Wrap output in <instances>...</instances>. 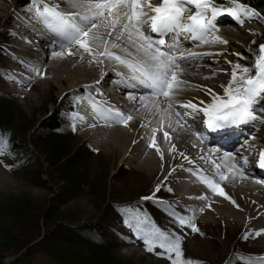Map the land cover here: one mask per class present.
<instances>
[{
    "label": "bare ground",
    "instance_id": "6f19581e",
    "mask_svg": "<svg viewBox=\"0 0 264 264\" xmlns=\"http://www.w3.org/2000/svg\"><path fill=\"white\" fill-rule=\"evenodd\" d=\"M55 2L67 12L77 11V9L69 7L66 0H55ZM152 2L158 3L159 0H152ZM21 4V0H0V27L11 26L7 28L6 37H15V43L9 46L13 58L8 60L13 66L9 71L19 75V79L18 77L16 79L17 82L19 81L21 89L17 94L21 95L26 102H32L34 99L32 98V90H26L31 84L34 88H52L57 91L55 95L59 98L70 92H77V95L84 97V99L80 100L81 104L79 103L76 113L85 119L83 122L77 123L75 130L84 142H88L98 150H106L113 156L119 154L117 165L125 163L134 170L152 176L162 174L164 180L161 181L160 186L162 187V183H171L169 184L171 191L167 190V193L173 200L174 209L176 212L182 210L187 216L194 215L193 222L196 227L204 223V225L211 224L219 227L225 225L228 231L236 229L243 233L251 229V232L248 231V237L256 240L259 245L253 249L264 252V183H256L255 178L257 177L252 176L250 172L247 179H241L236 170L229 172L228 169L232 161L224 158L225 152H231L236 158L234 162L239 163L242 157L247 158L251 152L257 155L263 150H260V147L261 144H264V111H261L264 109V96L258 98L259 102L255 106L256 114L262 119L255 123L246 124L249 133L245 139L247 141L246 146H243L245 150L235 151L233 147L236 138L230 136L226 145L215 142L213 145H208L209 152L205 153L203 147L205 144H202L193 135V131L197 128L194 124H200L204 120L202 112L197 111L196 114L184 118L177 116L175 111L167 114L157 113L154 108H151V98L148 107L141 106L140 94L145 91L143 89L140 91L125 89L126 97L122 100L116 98L112 93L110 96L102 93L99 85L106 82L107 77H111L115 79V82L110 89L117 92L118 95L122 96L123 94L121 93L122 88L118 84L117 73L125 76L128 73L116 62L97 57L98 60H104V62L90 63L91 58L86 53L81 59L83 49L79 45H75L70 49H65L61 56L53 57L51 55L48 59L45 58L43 63L47 62V66H43V56L39 52L38 46L36 44L31 45L30 40L23 36L27 34L40 42L44 39L40 29L45 30L41 24L32 19L28 8ZM189 8L191 11L186 15L195 11L193 6L190 5ZM256 18L258 22L261 21L260 18ZM253 21H255V17L250 20L245 18L243 24H231L232 21H228L222 16L219 17L215 35L227 41L226 44L218 41L213 42L211 37H208L209 42L206 44L186 38L183 34L180 35V38H176L185 51L199 54L197 59L189 63L186 66V71L181 74V78L188 81V87L178 97L179 100L184 103L190 101L198 107H202L201 101L207 103L211 100L206 89L223 95L222 86L228 84V76L234 62V59L228 55L237 53L231 51L232 48L236 50V48L248 45L251 31H257L255 27L250 25ZM228 44L231 46L226 48ZM227 56L231 57V60H226ZM29 63L39 65V71L44 73L43 77L34 72L28 75L26 70L29 71ZM202 64L208 67L206 68ZM213 73L215 75H212ZM204 77L210 78L205 79ZM110 83L112 81L108 82V85ZM88 86L92 87L89 88ZM130 93L135 94V99L130 96ZM89 96L98 103L119 109L125 115H131L132 119L128 121L127 125H123L96 118L90 101L87 99ZM156 99H162V97ZM74 103L77 105L76 99ZM160 107L164 109L168 106L161 104ZM176 109L181 113L184 111L180 105H177ZM189 111L191 110L189 109ZM169 119H171V127H169ZM153 128L156 129L155 144L149 148V137L152 135ZM241 131L242 127L239 126L234 128L233 132L241 133ZM164 132H168V138H165ZM217 146L223 150L221 154L211 151ZM157 147L160 149L159 153L156 150ZM170 148L173 150L169 151ZM214 160L219 163V169L213 166ZM209 171L214 172L212 178L229 199L214 193L206 184L200 182L196 175H193L194 172H198L207 176ZM217 171L224 173L225 178L223 180L215 175ZM244 171L248 172L247 170ZM261 176L259 178L264 180V174ZM149 193H153V191ZM161 193V196H166L163 198L165 199L163 204L169 203L168 196L163 192ZM199 197H207V199H200ZM257 232L260 234L257 235ZM230 235V233L226 235L227 241L231 240ZM227 241L226 243H228Z\"/></svg>",
    "mask_w": 264,
    "mask_h": 264
},
{
    "label": "snow or ice",
    "instance_id": "6c2138e0",
    "mask_svg": "<svg viewBox=\"0 0 264 264\" xmlns=\"http://www.w3.org/2000/svg\"><path fill=\"white\" fill-rule=\"evenodd\" d=\"M66 2L69 7L77 11L67 12L61 9L55 0H30L28 7L32 19L44 28L42 36L46 46L50 47L53 57L61 56L65 49L79 45L83 49L81 59L86 53L91 58L90 63L104 62L97 57L114 61L128 73L126 76L117 73L119 83L125 87L145 90L140 94L141 106L148 107L151 98V108L160 114L175 111L177 116L184 118L196 114L197 111L202 112L203 125L207 130L238 128L242 124L255 123L262 119L256 114L255 106L259 102L258 98L264 96V38L257 49H249L252 53L250 64H241L239 61L233 63L231 79L227 85L222 86L223 95L206 89L211 100L207 103L201 101L202 107L190 101L184 103L178 99L188 87V81L182 79L181 74L199 54L185 51L177 39L169 42L164 38L169 34L175 37L183 34L186 38L198 40L202 44L209 42L208 37H211L213 42L226 44L227 41L215 35L219 17L227 15L237 23L243 24L245 18L250 20L260 15L243 0H226V2L159 0L158 3H153L152 0H66ZM190 5L195 11L186 15L191 11ZM152 33L157 36L154 38ZM241 59L244 58L241 57ZM39 68L40 66L35 63L28 65L29 71L43 77L44 73L40 72ZM130 96L135 99L134 93H130ZM158 97L162 99H156ZM75 99L79 101L84 97L77 96ZM87 99L98 119L123 125H127L132 119L131 115H125L119 109L98 103L90 96ZM161 104H167L168 107L161 109ZM177 105L184 109L183 113L176 109ZM69 118L73 131L76 129L77 121L83 122L85 119L78 113L70 114ZM169 127H171V119H169ZM155 133L156 129L153 128L152 135L149 137V148L155 144ZM168 135V132H164L165 138H168ZM193 135L201 143L205 142V131H193ZM193 146L195 147V144ZM9 147V133L0 130V155L7 152ZM156 150L160 152L158 147ZM172 150V148L169 149V151ZM224 158L232 161L229 172L236 170L241 179L249 178V172L244 171L249 163L246 157H242L240 162L236 163L234 154L225 152ZM258 167L264 170V151L259 154ZM216 168L219 169L220 165L217 164ZM193 175H196L198 180L206 184L214 193L229 199L212 177L198 172H194ZM215 175L221 180L225 178L221 171H217ZM255 182L264 183V180L255 178ZM160 187L157 185L151 195L143 196L141 199L163 204L164 202L157 199L155 195L160 191ZM168 190L171 191V189ZM199 198L207 199V197ZM120 210L125 216L126 226L130 227L137 238L143 241L146 251L152 252L159 248L161 251L158 254L170 260V264H202L198 260L184 257L182 237L179 234L156 226L148 220L146 214H142L131 206H122ZM169 215L173 217L178 227L187 226L193 232L198 231L193 222L194 215L182 216L175 211L169 212ZM93 238L95 239V236ZM237 256L244 260L245 264H264V257L245 258L239 254Z\"/></svg>",
    "mask_w": 264,
    "mask_h": 264
},
{
    "label": "rangeland",
    "instance_id": "374dc122",
    "mask_svg": "<svg viewBox=\"0 0 264 264\" xmlns=\"http://www.w3.org/2000/svg\"><path fill=\"white\" fill-rule=\"evenodd\" d=\"M28 1L30 3V0ZM222 17L225 18L224 15ZM260 22L255 17V21L250 24L257 31H251L247 46L236 50L231 47V51L237 52L228 55L234 59L233 63L238 61L237 54L253 43L255 35L264 34V26ZM8 27L11 26L0 27V103H9L14 110L11 117L16 132H8L9 150L0 155V231L20 236L26 235V232L33 233L31 230L36 229L38 236L31 238L33 246L42 240L44 242L46 239L64 236V232L59 230L61 224L77 229L84 227L105 233L114 241L118 248L116 264H170V260L158 254L161 251L159 248L152 252L146 251L143 241L126 226L125 216L120 209L122 206H131L146 214L148 220L156 226L179 234L182 237L185 258L198 260L202 264H245L237 254L245 258L264 255L263 251L253 249L259 245L256 240L248 237V231L251 229L243 233L236 229L228 231L225 225L219 227L204 223L197 226V232H193L187 226L178 227L173 217L169 215L171 211L176 212L173 200L167 193L171 183H162L166 186L162 185L160 188L161 192L168 196L169 203L157 204L153 200H142L141 197L151 195L149 192L154 191L157 185H161L163 175H148L132 169L125 163L117 165L119 154L113 156L106 150H98L84 142L77 135V131H73L69 118L70 114L77 112L78 105L81 104L80 100H76L77 105L74 103L75 97L79 96L77 92H70L59 98L55 95L56 90L49 87L34 88L31 84L26 90H32L34 98L32 102H26L18 95L21 87L16 78L19 79V75L9 71L13 68L9 61L13 58L9 46L15 43V37H6ZM229 46L231 44L226 48ZM228 56L226 60H231ZM44 59L42 65L47 66V62L43 63ZM26 73L31 75L33 72L26 70ZM230 79L231 72L228 76V80ZM53 116L59 118L61 127L59 133H62L60 135L68 138L66 142L68 152H65L67 155H63L66 158L58 159L56 165H65L74 154L81 156L82 160L75 164L72 171L73 175H80L82 181L76 182L72 179L73 181L68 183L63 178H58L59 174L54 173L56 167L48 162L44 148L49 133L45 130L38 131V127L44 120ZM14 145L19 146L16 148ZM261 149H264V144H261ZM68 186L72 190L70 194H67L71 191L68 190ZM158 192L155 193L156 198L163 200L166 196H161L162 193ZM11 209L27 210L29 212L27 216L30 217L28 225L16 226L20 220L11 214L17 213ZM53 211L55 216L46 221L47 212ZM177 213L185 215L182 210H178ZM229 233L231 240L227 241L226 235ZM245 236L247 238H244ZM137 240L142 241L143 248L137 246ZM25 253L26 250L22 249L3 254L1 263L56 264L51 256L46 257L38 253L28 257Z\"/></svg>",
    "mask_w": 264,
    "mask_h": 264
},
{
    "label": "trees",
    "instance_id": "16d2710c",
    "mask_svg": "<svg viewBox=\"0 0 264 264\" xmlns=\"http://www.w3.org/2000/svg\"><path fill=\"white\" fill-rule=\"evenodd\" d=\"M221 2H226V0H221ZM243 2L248 4L249 7L255 9L260 14L258 18L261 19L262 25L264 26V0H243ZM27 3L28 1L24 0L21 5L24 6ZM262 38H264V34L255 35V43H252L249 47H247V49L240 51L238 61L241 64H250L252 62V53L249 49H257L258 44L262 41ZM241 57L244 59H241ZM13 112L14 110L9 103H0V130L11 133L13 131L16 132L11 117ZM60 128L59 118H57V116L44 120L38 127V131L45 130L49 133V137L46 140V146L44 148L48 162L52 164L51 166L56 167L54 173H56V175L59 174L58 178H63V180L68 183L73 180L76 182L82 181L81 176L73 175L72 171L75 164L82 160L81 156L74 154L65 162V165H56L58 164V159H65L66 157L63 155H67L65 152H68V147L66 146L68 138L60 135L62 134L59 133ZM18 146L14 145L16 148H18ZM67 188L68 190H71L70 186ZM71 192L72 190L68 191L67 194H70ZM11 211H14L15 213L17 212L16 214H11L15 215L16 218L20 220L16 223V226L19 227L28 225L30 217L27 216V214H29L27 210L17 211L15 209H11ZM47 213L48 214L45 215V218L48 217L46 221L51 220L55 216L54 211ZM61 225L62 226H60L59 230L64 232V236H58L56 238L49 237L50 240L46 239L44 242H42V240L33 246L31 245V238L34 236L36 238V236H38V230L36 229L31 230L33 231V233L31 232L32 234L26 232V235L20 236L18 234L12 235L8 232L0 231V264H3L1 263V257L3 254L22 249L26 250L25 256L28 257L35 256L38 253H41L46 257L51 256L56 264H116V253L118 248L115 246L114 241L109 239L105 233L102 234L94 229H85L84 227L77 229L72 226L68 227L67 225ZM93 236H95V239ZM136 244L138 247H142L141 240H137ZM156 252H158V249Z\"/></svg>",
    "mask_w": 264,
    "mask_h": 264
}]
</instances>
